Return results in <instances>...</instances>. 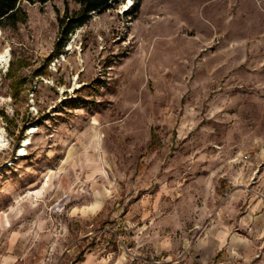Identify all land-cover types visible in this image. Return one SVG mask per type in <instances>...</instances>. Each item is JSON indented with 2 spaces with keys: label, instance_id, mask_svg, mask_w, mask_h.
<instances>
[{
  "label": "rangeland",
  "instance_id": "obj_1",
  "mask_svg": "<svg viewBox=\"0 0 264 264\" xmlns=\"http://www.w3.org/2000/svg\"><path fill=\"white\" fill-rule=\"evenodd\" d=\"M66 9L0 27V264H264V0Z\"/></svg>",
  "mask_w": 264,
  "mask_h": 264
},
{
  "label": "trees",
  "instance_id": "obj_2",
  "mask_svg": "<svg viewBox=\"0 0 264 264\" xmlns=\"http://www.w3.org/2000/svg\"><path fill=\"white\" fill-rule=\"evenodd\" d=\"M23 1L45 4L49 0H0V27L15 24L20 20L19 13ZM123 1L125 0H76L79 9L72 13L66 9L64 16L60 18L61 39L55 46L58 53L68 42L70 35L83 26L93 13H103ZM129 13L126 15H130Z\"/></svg>",
  "mask_w": 264,
  "mask_h": 264
},
{
  "label": "bare ground",
  "instance_id": "obj_3",
  "mask_svg": "<svg viewBox=\"0 0 264 264\" xmlns=\"http://www.w3.org/2000/svg\"><path fill=\"white\" fill-rule=\"evenodd\" d=\"M1 34V32H0ZM9 54V49L5 50L3 53H0V62L7 61V56Z\"/></svg>",
  "mask_w": 264,
  "mask_h": 264
}]
</instances>
